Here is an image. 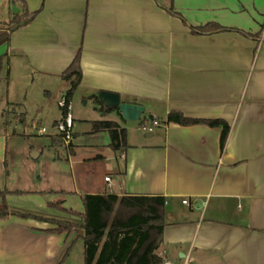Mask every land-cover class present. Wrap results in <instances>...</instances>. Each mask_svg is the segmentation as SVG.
Wrapping results in <instances>:
<instances>
[{
  "label": "crops",
  "instance_id": "crops-1",
  "mask_svg": "<svg viewBox=\"0 0 264 264\" xmlns=\"http://www.w3.org/2000/svg\"><path fill=\"white\" fill-rule=\"evenodd\" d=\"M8 1L16 13L38 10L0 46L17 68L65 81L61 73L81 50L80 86L119 93L145 107L143 122L159 121L152 132L123 126L127 145L118 150L108 131L92 129L93 150L81 158L106 165L86 190L43 203V213L72 217L49 207L61 198L84 212L83 194L160 195L163 259L264 264V0ZM207 23L226 29L195 30ZM171 112L225 121L224 146L221 125H182L168 121ZM52 227L17 214L1 219L0 264H57L71 236L46 231Z\"/></svg>",
  "mask_w": 264,
  "mask_h": 264
},
{
  "label": "rangeland",
  "instance_id": "rangeland-1",
  "mask_svg": "<svg viewBox=\"0 0 264 264\" xmlns=\"http://www.w3.org/2000/svg\"><path fill=\"white\" fill-rule=\"evenodd\" d=\"M15 6L8 0L0 3V21L8 22L18 14ZM0 27L6 29L8 24L1 23ZM4 52L5 48L0 47V157L6 178V184L1 181L0 188L7 186L10 191H20L13 196V206L8 202L10 206L25 211L38 208L36 212L43 213L48 209L43 208V203L56 199L62 191L86 190L88 177L106 165L100 160L88 162L81 158L93 150L87 143L92 140L89 134L93 121L112 119L121 126L134 125L143 132V120L128 121L117 112L103 111L94 96L99 92L79 86L70 103L74 119L71 151L65 141L53 140L59 134L55 122L62 118L59 101L69 82L17 68L16 59ZM42 128L46 132L41 133ZM62 264H84L82 238L75 240Z\"/></svg>",
  "mask_w": 264,
  "mask_h": 264
},
{
  "label": "trees",
  "instance_id": "trees-1",
  "mask_svg": "<svg viewBox=\"0 0 264 264\" xmlns=\"http://www.w3.org/2000/svg\"><path fill=\"white\" fill-rule=\"evenodd\" d=\"M20 1V0H19ZM38 13L24 10L15 14L6 29L0 27V46L7 44L11 33L23 25L28 24ZM218 23H207L197 27V32H214L224 30ZM81 50L78 51L71 64L61 73L70 87L63 94L67 102H71L73 93L82 81ZM101 104L103 111L118 108L105 106L98 95H94ZM66 109L62 108V118ZM168 121L189 125L207 123L212 126H222L221 144L224 146L229 126L221 119H196L180 112H171ZM59 121H56L57 124ZM93 131H108L111 138L110 145L118 150L127 145V130L116 120L93 121ZM57 142L64 141L62 134L53 136ZM6 164V161H5ZM20 191H9L0 188V220L11 214L23 218H35L49 221L53 224L48 232L65 233L69 238L57 264H62L77 238L84 240V264H162L163 258L158 250L164 242V210L166 199L160 195H123L116 194H83L81 196L84 212L63 206L64 198L49 203L55 208L72 217L52 216L35 211H25L9 206L7 196ZM61 194H64L62 191Z\"/></svg>",
  "mask_w": 264,
  "mask_h": 264
},
{
  "label": "built area",
  "instance_id": "built-area-1",
  "mask_svg": "<svg viewBox=\"0 0 264 264\" xmlns=\"http://www.w3.org/2000/svg\"><path fill=\"white\" fill-rule=\"evenodd\" d=\"M71 102H67L66 98L64 97V95H62L60 101H59V106L61 108H65L66 109V115L65 117L60 120L57 124H56V128L58 130V133L59 134H62L64 136V141L65 143L69 144L70 141L72 140L73 138V133H72V129H73V126H74V119H73V116L71 114ZM159 125V121L158 120H155V119H152L150 122L148 121L147 123L146 122H143L142 126H141V129L145 132H152L154 130V128L156 126ZM41 133H44L46 132V129L45 128H42L40 130ZM105 180L109 181L110 180V177H105ZM184 203H188V200H184ZM162 264H182V263H179V262H175V261H172L170 259H163V262Z\"/></svg>",
  "mask_w": 264,
  "mask_h": 264
},
{
  "label": "water",
  "instance_id": "water-1",
  "mask_svg": "<svg viewBox=\"0 0 264 264\" xmlns=\"http://www.w3.org/2000/svg\"><path fill=\"white\" fill-rule=\"evenodd\" d=\"M16 12H19V8L14 7ZM99 100L109 108H118L121 116L128 121H138L141 119L142 114L145 112V107L138 103L124 102L121 100L119 93L112 91L102 90L99 92ZM150 119H153V115H149Z\"/></svg>",
  "mask_w": 264,
  "mask_h": 264
}]
</instances>
